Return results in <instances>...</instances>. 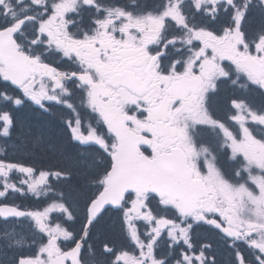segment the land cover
Wrapping results in <instances>:
<instances>
[{"label": "snow or ice", "instance_id": "snow-or-ice-1", "mask_svg": "<svg viewBox=\"0 0 264 264\" xmlns=\"http://www.w3.org/2000/svg\"><path fill=\"white\" fill-rule=\"evenodd\" d=\"M250 14L260 19L252 33ZM0 81L13 107L64 106L69 142L94 147L98 163L83 173L96 191L83 197L77 233L51 220L75 218L79 190L56 186L71 179L61 164L72 157L50 143L58 170L38 175L0 159V264H219L195 226L229 250L226 264H264V102L230 97L225 119L210 105L224 81L264 97V0H0ZM14 128L32 135L0 109V137ZM45 139L40 129L34 142ZM14 193L51 199L30 210L7 201ZM106 206L121 213L119 247L99 235L89 243Z\"/></svg>", "mask_w": 264, "mask_h": 264}, {"label": "flooded vegetation", "instance_id": "flooded-vegetation-1", "mask_svg": "<svg viewBox=\"0 0 264 264\" xmlns=\"http://www.w3.org/2000/svg\"><path fill=\"white\" fill-rule=\"evenodd\" d=\"M119 2L122 4L129 3L130 0H119ZM139 2L142 4L143 3L151 4L154 2V0H139ZM197 20H200V17H197ZM259 25H260L259 17L253 14H250L244 22V29L245 31L252 33L256 31ZM48 59L50 62L53 63L54 66H57L61 68L62 70L68 68V65L64 62H61L56 56H51ZM4 87L5 86L3 82L0 81V91H2ZM68 87L71 88L72 85L69 84ZM9 94H12L11 90H9ZM76 94L77 96L79 95V93H76ZM230 97L244 98L249 103L253 104L254 106H259L262 102H264V97H261L259 91L256 90L254 87L248 90H241L238 87L237 88L231 87L227 81L221 82L219 85V91L214 96L211 97V101H210V105H211L213 112L221 119H225L227 115L231 114V110L228 104ZM52 105L53 104H50L51 108H52ZM27 107L37 108L35 105H32L30 102H25L22 106H19V107H13L11 104L0 101V109L9 110L12 113L14 120L18 114L27 110ZM15 130L16 129L14 128L12 131H15ZM11 139H12L11 141L12 149L15 148V151H13L12 154H16L19 158H27V157L20 155V153L16 150L17 141H18L16 134L13 135ZM0 140H1V137H0ZM5 151L6 150L2 151V149L0 148V159H5L6 161H8V157L5 155L7 153ZM220 159H221V164L226 169L235 167V165L227 161L224 156H221ZM55 170H58V169L55 168ZM12 178L14 181L18 182L19 174L13 173ZM27 196L29 197L30 195H27ZM27 196L21 195L18 193L9 194L7 197V201L17 204V205H21L23 207H27V205L31 201L30 198H28ZM150 207H152L158 214H164L163 210L157 209L155 207L154 202L152 205H150ZM168 214L171 215L170 212ZM120 218H121V213L116 209L108 208L106 211H104L101 217L99 218V220L97 221L95 227L93 228V233H92L93 239L90 240L89 243L95 242L96 237L99 235L101 236V238L107 237L110 241L114 242L117 245V247H119L121 243L123 242ZM58 220L62 221L65 219L60 217L58 214L56 216V222ZM81 222H82L81 211L76 210L75 218L72 222L73 228H71L70 230L79 233ZM137 226L140 228L141 231L144 230L145 225L143 222L138 221ZM2 228H3V225H0V229ZM104 228L105 230L107 228H113L114 232L112 233V235H108L106 233L103 234L102 229ZM192 235H193V239L195 242H198V243L212 242L213 243V252L215 253L219 264H226V262L230 259L229 250L223 244L218 243L214 240L213 234L209 232L207 227L195 226L192 230ZM2 243L3 241H0V244ZM63 246L70 247L71 245L64 242ZM4 251H5L4 249L0 248V254H3ZM163 251H164V241L162 240L161 247L157 250V255L162 254ZM13 254L14 253L11 251L7 252L8 256H12Z\"/></svg>", "mask_w": 264, "mask_h": 264}, {"label": "trees", "instance_id": "trees-1", "mask_svg": "<svg viewBox=\"0 0 264 264\" xmlns=\"http://www.w3.org/2000/svg\"><path fill=\"white\" fill-rule=\"evenodd\" d=\"M54 116H50L40 111L37 108L27 107V110L18 114L15 120L19 123L20 121L25 122L32 126V135L23 136L15 130L17 141L16 150L20 155L27 157L29 159L30 165L37 167H43L46 169H51L52 165L57 162L56 157H54L52 149L49 147L50 143H54L61 150H63L68 156L72 157V161L68 163H62L61 166L66 170L71 169L73 175L71 179L67 181H62L57 184V187L64 186L74 187L79 190V195H74L72 197L74 204L81 208L83 204V197L85 195H90L92 189H95L92 184L87 182L83 173L89 170V165H92L93 169L98 167V163L95 162L96 149L94 147H89L86 153L81 155L82 148L77 144L69 142L63 121L59 113H54ZM43 129L45 131L46 137L51 139H45L43 142L35 141L37 135H39V130ZM13 133V135H15ZM52 183H56L53 181ZM102 229L103 234L112 235L114 232L113 228ZM106 235V236H108Z\"/></svg>", "mask_w": 264, "mask_h": 264}, {"label": "water", "instance_id": "water-1", "mask_svg": "<svg viewBox=\"0 0 264 264\" xmlns=\"http://www.w3.org/2000/svg\"><path fill=\"white\" fill-rule=\"evenodd\" d=\"M106 207H108V206H106Z\"/></svg>", "mask_w": 264, "mask_h": 264}, {"label": "rangeland", "instance_id": "rangeland-1", "mask_svg": "<svg viewBox=\"0 0 264 264\" xmlns=\"http://www.w3.org/2000/svg\"><path fill=\"white\" fill-rule=\"evenodd\" d=\"M38 175V174H37Z\"/></svg>", "mask_w": 264, "mask_h": 264}]
</instances>
